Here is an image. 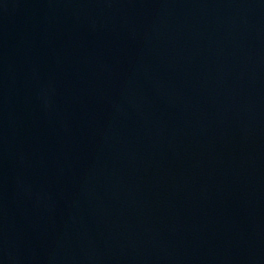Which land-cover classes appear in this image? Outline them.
I'll return each instance as SVG.
<instances>
[{
  "label": "water",
  "instance_id": "95a60500",
  "mask_svg": "<svg viewBox=\"0 0 264 264\" xmlns=\"http://www.w3.org/2000/svg\"><path fill=\"white\" fill-rule=\"evenodd\" d=\"M0 264H264V0H0Z\"/></svg>",
  "mask_w": 264,
  "mask_h": 264
}]
</instances>
